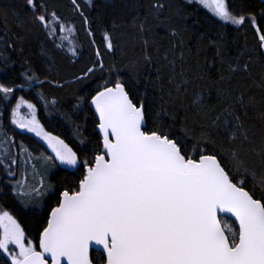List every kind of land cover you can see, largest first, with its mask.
I'll use <instances>...</instances> for the list:
<instances>
[{"label": "snow or ice", "instance_id": "1", "mask_svg": "<svg viewBox=\"0 0 264 264\" xmlns=\"http://www.w3.org/2000/svg\"><path fill=\"white\" fill-rule=\"evenodd\" d=\"M27 3L34 21L55 35L56 24L49 23L45 5L39 0ZM72 3L76 5V0ZM198 3L224 23L251 25L264 49V19L258 23L254 15L235 11L230 0ZM50 19L59 21L55 12ZM60 31H65L63 25ZM104 39L111 50V39L107 35ZM69 50L75 55V44ZM96 56L103 70L99 49ZM144 60L151 61V56L146 54ZM95 71L93 66L85 75ZM101 79L88 97L100 135L95 143L82 140L84 149L76 150L46 132L37 119L36 104L23 96L12 109L11 123L44 139L54 154L46 161L63 166L70 178L62 179L59 188L45 186L42 180L40 189H33L41 197L48 192L57 197L36 242L8 211L0 210V264H264V170L257 174L242 158L252 133L240 115L229 111L233 105L212 121L230 143L240 141L229 149V166L207 126L201 127L199 136L188 130L180 135L154 118L143 100L134 102L127 81ZM32 80L43 83L29 76V88ZM14 91L0 83V99H11ZM239 103L242 106L243 100ZM25 106L27 115L20 111ZM4 158L12 175L16 160ZM249 175L259 178V187L246 188ZM222 213L232 214L238 228L222 227Z\"/></svg>", "mask_w": 264, "mask_h": 264}, {"label": "trees", "instance_id": "2", "mask_svg": "<svg viewBox=\"0 0 264 264\" xmlns=\"http://www.w3.org/2000/svg\"><path fill=\"white\" fill-rule=\"evenodd\" d=\"M39 2L47 8L49 23L56 24L55 35L34 21L27 0H0V83L15 88L11 99H0V210L14 216L35 242L57 197L51 192L43 197L35 191L31 196L20 194L17 182L22 172L28 169L29 173V165L35 164L34 173L27 175V183L34 185L29 186L32 190L40 189L41 184L35 186L41 177L45 186L59 188L60 181L70 176L63 166L46 161L44 142L35 133L11 123V111L21 96L36 104L38 119L47 132L81 150L85 147L82 140L95 143L100 135L88 97L102 83V77L120 78L128 82L134 102L143 100L154 118L171 125L178 134L188 130L199 136L201 127L207 126L222 146L229 166V149L240 141L230 143L212 121L233 105L229 111L240 115L252 133L242 158L257 174L264 170V49L259 47L251 25L224 23L197 0H76L78 8L72 0ZM230 2L235 11L254 15L258 23L264 19L260 0ZM157 4L163 7H154ZM52 12L58 22L51 21ZM105 35L111 39V50L106 47ZM65 36L69 39L62 40ZM70 44L76 46L75 55L69 50ZM146 54L151 61L144 60ZM4 56L9 58L7 62ZM93 66L95 73L86 76ZM29 76L43 83L32 80L29 88ZM21 84L23 89L18 87ZM5 155L16 160L11 177ZM258 179L249 175L246 188L253 184L259 187ZM221 220L225 229L226 223L238 228L229 217L222 216ZM96 255L94 252L93 257Z\"/></svg>", "mask_w": 264, "mask_h": 264}, {"label": "rangeland", "instance_id": "3", "mask_svg": "<svg viewBox=\"0 0 264 264\" xmlns=\"http://www.w3.org/2000/svg\"><path fill=\"white\" fill-rule=\"evenodd\" d=\"M198 1V0H197ZM19 100V99H18ZM20 111H21V113L22 114H24V115H27L28 114V109H27V107L25 106V107H22L21 109H20ZM36 115H37V113H36ZM37 119H38V116H37ZM39 120V119H38ZM14 126L15 127H17V125H15L14 124ZM19 128V127H18ZM21 129V128H20ZM23 130H26V129H23ZM45 130V129H44ZM46 131V130H45ZM47 132V131H46ZM39 137V136H38ZM43 142H44V145H45V148L47 149H45L44 150V153H43V155H44V157L46 158V157H48V156H52V155H54L53 153H52V151H51V149L48 147V144H47V142L44 140V139H42L41 137H39ZM34 154V156L35 157H39V156H41L42 154H35V153H33ZM32 153H31V155H33ZM30 170H29V173H28V169H27V171L25 170V171H23L22 172V175L20 176V180L17 182V190L18 191H20V194H26V196H31L30 195V193H32L33 192V190L31 189V187H29L30 185H32V186H34L33 184H29V183H27V178H28V176L27 175H31V174H33L34 173V171L36 170V167H35V164L32 162L30 165ZM12 171H13V174H14V171H16V166H13V168H12ZM26 172V173H25ZM11 176H13V175H10V177ZM39 185L38 186H35L36 188H38V187H40V184H41V181L43 180L42 179V177H41V179L39 178ZM36 198V196H34V198L33 199H35ZM14 217V216H13ZM15 218V217H14ZM16 219V218H15ZM17 220V219H16ZM18 221V220H17ZM19 222V221H18ZM20 223V222H19ZM22 226V225H21ZM225 226H227V229H232V226H231V224L230 223H226V225ZM28 237L31 239V240H33V238L31 237V236H29L28 235ZM34 241V240H33ZM35 242V241H34ZM11 247V246H10Z\"/></svg>", "mask_w": 264, "mask_h": 264}, {"label": "water", "instance_id": "4", "mask_svg": "<svg viewBox=\"0 0 264 264\" xmlns=\"http://www.w3.org/2000/svg\"><path fill=\"white\" fill-rule=\"evenodd\" d=\"M260 1L264 4V0H260ZM90 107L94 110V107L91 106V104H90ZM94 112H95V110H94ZM97 130H98V129H97ZM98 132H99V131H98ZM222 216H226V217L231 218V219L236 223V225H237V227H238V222L235 221V217H233L232 214H230V213H222V214H220V219H221ZM221 225H222V227H224V226H223V223H222V220H221ZM94 252H96V251H95V250L92 251V253H91L92 256H93V253H94Z\"/></svg>", "mask_w": 264, "mask_h": 264}, {"label": "flooded vegetation", "instance_id": "5", "mask_svg": "<svg viewBox=\"0 0 264 264\" xmlns=\"http://www.w3.org/2000/svg\"><path fill=\"white\" fill-rule=\"evenodd\" d=\"M39 250V249H38Z\"/></svg>", "mask_w": 264, "mask_h": 264}]
</instances>
